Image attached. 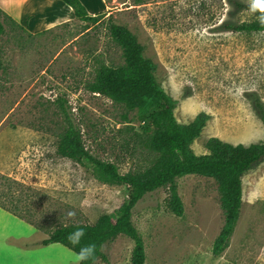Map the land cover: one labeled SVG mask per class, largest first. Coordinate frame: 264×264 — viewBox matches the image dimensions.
I'll return each mask as SVG.
<instances>
[{"label":"rangeland","instance_id":"obj_1","mask_svg":"<svg viewBox=\"0 0 264 264\" xmlns=\"http://www.w3.org/2000/svg\"><path fill=\"white\" fill-rule=\"evenodd\" d=\"M104 1L96 22H71L38 35L3 19L0 202L40 227L37 236L17 243L20 248L47 238L60 224H94L102 214L115 215L129 197L128 186L103 183L90 168L57 155L64 124L58 98L66 101L96 157L127 172L147 156L138 152L131 159L123 147L149 137L154 128L146 127L147 118L134 113L123 120L119 105L87 88L100 62H123L121 48L108 36L110 22L129 28L143 45L184 132L199 114L208 116L191 144L196 155L208 154L206 143L214 137L234 145L264 142L256 105L264 106V33L220 28L225 19L249 21V12L234 13L227 0ZM177 188L182 216L169 208L168 187L148 193L133 209L145 264H264V163L243 177L240 218L221 256L213 254L225 222L216 181L184 175ZM69 211L74 218H67ZM133 248L122 234L103 245L106 259L95 264H132Z\"/></svg>","mask_w":264,"mask_h":264},{"label":"trees","instance_id":"obj_2","mask_svg":"<svg viewBox=\"0 0 264 264\" xmlns=\"http://www.w3.org/2000/svg\"><path fill=\"white\" fill-rule=\"evenodd\" d=\"M62 1L73 9L78 19L91 22L98 20V16H91L88 13L81 0ZM227 3L233 6L234 13L249 12L251 19L241 22L225 19L220 24L222 30L264 33V27L256 22V15L249 11L244 0H227ZM4 17L24 29L0 8V37L6 33ZM108 36L121 48L123 62L121 64L100 62L94 79L88 82L87 88L119 105L122 108L121 119L126 120L134 113L147 118L146 127L154 128L149 137L145 140H135V144L123 146L124 153L131 159H134L138 152L142 155L147 153V156L143 163L130 168L127 172H121L120 166L115 162L96 157L86 148L81 128L76 124L66 101L58 98L64 124L56 144L57 155L90 168L94 177L103 183L128 186L129 197L117 214H102L94 224L77 222L60 224L49 231L47 238L33 246L59 243L76 253L81 246L95 242L97 251L94 261L84 262L95 264L100 257L106 259L102 253L103 245L123 234L134 242L132 264H145V243L133 222V209L148 193L168 187L169 208L175 215L182 216L184 205L178 194L177 178L197 174L213 178L218 185L225 222L214 242L213 254L221 256L229 247L240 218L243 205V177L264 163V142L234 145L214 137L206 143L208 154L196 155L191 144L200 136L208 116L204 113L199 114L184 132L176 120L172 99L151 71L150 62L144 56V47L136 35L126 26L110 22ZM256 105L264 124V106L258 101ZM3 194L9 196L8 193ZM0 207L40 229L38 224L23 218L16 210L1 202ZM77 226L85 228L86 235L81 244L74 248L66 236Z\"/></svg>","mask_w":264,"mask_h":264},{"label":"crops","instance_id":"obj_3","mask_svg":"<svg viewBox=\"0 0 264 264\" xmlns=\"http://www.w3.org/2000/svg\"><path fill=\"white\" fill-rule=\"evenodd\" d=\"M81 2L91 16L101 14L106 8L104 0ZM0 8L32 35L82 21L62 0H0ZM18 220L0 207V264H73L75 253L59 243L20 248L17 243L37 236L38 229Z\"/></svg>","mask_w":264,"mask_h":264},{"label":"clouds","instance_id":"obj_4","mask_svg":"<svg viewBox=\"0 0 264 264\" xmlns=\"http://www.w3.org/2000/svg\"><path fill=\"white\" fill-rule=\"evenodd\" d=\"M249 11L256 15V22L264 27V0H244ZM76 215L75 212L69 211L66 213L67 218L72 219ZM67 226V225H65ZM86 235L85 228L77 226L73 232L68 233L66 239L74 248L81 244V241ZM97 251L95 242L85 244L80 247L79 251L75 253L73 264H84L85 261H94Z\"/></svg>","mask_w":264,"mask_h":264}]
</instances>
